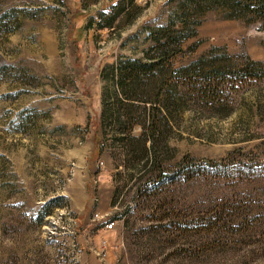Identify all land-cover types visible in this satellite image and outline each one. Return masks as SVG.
Segmentation results:
<instances>
[{"label":"rangeland","instance_id":"1","mask_svg":"<svg viewBox=\"0 0 264 264\" xmlns=\"http://www.w3.org/2000/svg\"><path fill=\"white\" fill-rule=\"evenodd\" d=\"M226 14L201 0H0V264H264V30ZM180 16L194 35L152 54L168 51L164 70L181 49L176 66L251 59L258 79L221 114H158L151 153L106 120L99 154L105 91L120 101L113 65L146 57L162 30L175 42ZM145 107L124 110L137 138Z\"/></svg>","mask_w":264,"mask_h":264},{"label":"trees","instance_id":"2","mask_svg":"<svg viewBox=\"0 0 264 264\" xmlns=\"http://www.w3.org/2000/svg\"><path fill=\"white\" fill-rule=\"evenodd\" d=\"M201 2L205 6L223 9L227 12L226 18L258 22L259 28L264 30V0H201ZM177 24H180L182 28L176 31L179 37H174L175 42L172 43L171 38L162 33L166 30H162L153 34L154 46L147 52L146 57L138 59L122 57L113 65V73L118 77L117 91L120 101L118 106L109 105L107 99L110 95L105 91L100 124L98 123L101 136L99 134L97 137L96 149L99 154L104 149L102 135L107 133L102 128L106 120L116 125H125V131H118L119 141L123 146L138 141L144 146L146 153H151L159 139L158 114H162L164 121L169 124L172 123L174 117H184L188 110L203 114H208V112L215 115L221 114L229 107L233 92L238 91L248 81L258 79L254 69L257 63L251 59L250 64L238 69L227 66L225 60L220 58L211 61L202 58L186 65L176 66L175 61L182 52L181 49L172 51L170 68L167 71L164 70V57L162 56L168 51L163 49L161 57L152 54L159 52L164 45H174L179 48L185 40L194 35V31H191L193 25L182 16L171 22L168 29L175 28ZM96 25L100 26V23L93 16L88 28L91 29ZM165 39L167 40L164 43ZM143 104L146 106L144 108L145 121L142 124L143 134L137 138L134 136L136 123L133 118L125 116L124 110L130 112L133 109L139 110ZM92 125V121L89 120L87 131ZM180 168L182 174L230 173L228 167L219 165L206 169L182 162Z\"/></svg>","mask_w":264,"mask_h":264},{"label":"built area","instance_id":"3","mask_svg":"<svg viewBox=\"0 0 264 264\" xmlns=\"http://www.w3.org/2000/svg\"><path fill=\"white\" fill-rule=\"evenodd\" d=\"M114 225H115L114 222H110L109 224L106 225V227H107V229H113Z\"/></svg>","mask_w":264,"mask_h":264}]
</instances>
